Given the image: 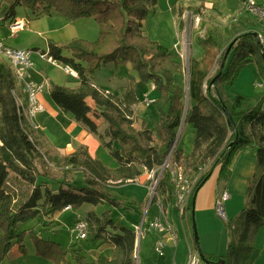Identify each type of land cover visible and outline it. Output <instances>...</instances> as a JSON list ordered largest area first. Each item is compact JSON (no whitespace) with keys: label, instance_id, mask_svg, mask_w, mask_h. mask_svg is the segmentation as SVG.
Wrapping results in <instances>:
<instances>
[{"label":"trees","instance_id":"16d2710c","mask_svg":"<svg viewBox=\"0 0 264 264\" xmlns=\"http://www.w3.org/2000/svg\"><path fill=\"white\" fill-rule=\"evenodd\" d=\"M157 3L158 0H0L2 21L16 20L17 6L27 8L36 17L55 13L69 20H95L98 35L93 41L72 38L57 44L49 40L47 50L41 53L70 65L78 73L71 85L50 83L49 96L57 108L70 114L88 132L96 133L97 124L89 117L92 107L86 102L90 97L98 108L96 114L107 126L109 141L103 145L111 149L112 142L118 144L110 152L117 162L114 169L92 158L86 146L57 159L72 167L59 177L39 169V135L18 114L11 92L14 77L0 61V261L13 248L25 254L28 236L38 257L55 264L67 261V249L38 236L34 226L22 228L23 224L36 220L37 224L51 226L53 216L66 205L72 209L83 204L133 209L135 201L110 189L107 180L134 179L143 169L157 172L182 122L193 126L192 150L185 154L181 147H174L171 162L196 179L192 195L216 167L217 181L226 180L242 148L255 150V168L248 180L244 205L228 220L229 241L222 264H245L251 255L256 234L264 226V92L246 96L234 91L233 83L238 71L248 63H255L264 74V44L258 37L263 34L247 19L230 24L225 32L206 29L197 39L201 57L189 61L186 89L176 82L183 73L176 54L145 33L144 23ZM108 63L128 64L139 81L154 85L151 96L158 113L154 132L159 142L143 123L141 127L134 126L137 96L133 84L123 86L125 92L119 95L103 90L89 78ZM79 168L86 173L83 184L67 175ZM10 173L31 186L27 194H17V188L9 181ZM39 178L48 179L51 186L37 183ZM155 191L151 203L160 198L163 206L174 204L175 186L168 167L161 171ZM83 219L88 223L86 244H112L116 255L86 261L82 247L76 243L71 249L76 264H136L135 230L116 225L107 209L100 214L88 211ZM203 256L212 263L218 261L217 257Z\"/></svg>","mask_w":264,"mask_h":264},{"label":"rangeland","instance_id":"374dc122","mask_svg":"<svg viewBox=\"0 0 264 264\" xmlns=\"http://www.w3.org/2000/svg\"><path fill=\"white\" fill-rule=\"evenodd\" d=\"M254 1L258 3L261 0H254ZM182 11L183 10H181V13L178 14V18H177V25L179 26V22L181 23V25L178 27L179 32L177 35H175V30L170 25L168 19L165 20V18H162V27L165 26L167 27L166 33L163 32L164 34L163 36L167 34L166 37H168L167 40L165 39L166 37L164 38V41L167 42V45H169L168 41L172 40L171 43L172 45L173 42L179 40L177 47L174 48V53L176 54L177 59L182 63L183 73L176 77V82L187 89L188 76H189L188 75L189 61L192 58L194 59V57L201 56L202 54V48L198 45L197 39L199 38V36H201L204 33L205 27L201 25V22H199L197 28L187 29L185 27V20H184V13L186 11L183 12ZM255 16L258 17L257 15ZM15 19L23 21L25 23V26L17 30L15 34L10 35L9 24L14 19L5 20V21H2V19H0V39H2L10 47L31 50L30 57L33 65L29 71V77L31 76L32 72H35V77H37V79H39L40 81H44L45 83V88H44L45 90L41 94L40 100L46 109L44 115L48 117L47 118L48 121L46 122L47 124L46 130H49L47 137L48 142L39 131L34 129L36 133L39 135L40 148L38 149L42 154V158H41L42 160L40 161V165L37 164L39 169L47 170L49 172V175L55 177H59L60 175H62L64 173L63 171L72 170V167L66 165L65 163H61L59 160H57L60 157L70 153H64L62 152L63 149L58 150L57 147L55 149L48 148V145L49 146L50 145L53 146L54 144L59 145L57 143V139L60 141V139H62V136L65 135H68L70 136V138H73L71 142L72 146H76L78 142L86 143L88 146H90V150L93 154H96V152H98V155L100 152L104 154L102 156V158H104L103 162H108V160L115 161L114 158L108 154V151L112 150V148H117L118 144L116 142H112L113 147L111 146V149L106 148L103 145L105 142L109 141V137L106 132L107 126L106 123L96 114L98 108L95 107V105L91 106L92 110L89 113V117L92 120H94L95 123L97 124V132L91 133L88 132L83 125L76 123L70 114L62 113L57 108V106L52 102L49 96V87H48L47 79L53 82L54 84H60V85L61 84L71 85L74 82V80H76V78H73L65 73L64 69L62 68L60 63H58V61L56 63H50L47 60V56L45 54L43 58L40 57L41 51L47 50V42H48L47 40L48 38H50V34L48 31H46V29L52 23V17H49L47 15H40L36 17L27 8L23 6H17L15 8ZM80 19L81 20L77 19L78 21L77 20L75 21L73 20V21L75 22V27L77 31L83 32L85 34L82 33H78V34L82 36H86L88 38H92L90 41H93L98 35L97 23L92 18H86V19L80 18ZM156 23L157 22L155 18L153 19L151 17H148L146 19L144 23V29L147 35L148 33L152 34L150 33L152 32L151 28H153L156 25ZM225 29L226 27L222 25V28L220 30L223 32ZM261 42H263L264 44V39ZM89 78L93 83L98 85L103 90H109L113 93L114 92L120 93V90L122 89L123 85L128 81L129 83L127 86H132L133 84L136 87V92L138 95L137 102L135 104V107L136 105L138 107L136 108L137 110L134 109V115H133L135 122L134 126L141 127L143 123L147 128H149L152 131L153 137L156 140V142H159L154 132L155 124L158 120V113L154 107V102L147 104L146 102L142 101L144 97V93H148L150 91H151L150 93H152L153 91L151 89L152 83H144L139 81L137 79L135 71L131 70L130 66H126L123 64L115 65L113 63H108L106 65H103L100 69L96 70L92 75H89ZM134 78L136 79V81H138L137 83L132 82ZM258 84H262V86L260 87L258 86ZM233 90L242 93L246 96H253L257 93L264 92V74L260 72L259 67L255 63L246 64L238 71L237 76L234 79ZM57 109L60 111L62 116L60 114L56 115V113L53 112L54 110ZM63 116H65V118L67 117V119H70L71 122L70 123L67 122L63 118ZM38 119L36 118V120ZM177 132H178V139L175 143V147H181L182 151L185 154L189 153L192 150L193 141H194V132H193L192 124L189 122H184V123L182 122V124L178 127ZM45 146L47 148H45ZM80 146H85V145H80ZM53 157L55 160L51 159ZM92 158L98 159L96 157H92ZM171 161L172 160L170 154L168 162L172 163ZM103 162L101 161L102 164ZM109 169H114V168H109ZM163 169L164 168L161 165L157 169V172L153 170V173L151 174L150 178L147 180V184L149 185L148 191L150 193V203L152 197L156 194L155 191L156 187L154 188L153 185L155 184L157 178L159 177ZM67 175L77 184H83L84 179L86 177V173L81 168L75 169L71 173H67ZM11 177L13 179L11 178L10 182L17 188V194L19 196L27 194L31 186L27 185V183L20 181L13 174L11 175ZM115 180L117 179L111 178L107 180V186L112 190H114L113 188L115 186L124 185L119 188L121 190L123 188H126L127 185L129 186L131 184V183L123 184V182L114 183ZM44 181H48V182H44ZM37 183H42V184L48 183V185L51 186V183L46 178H39L37 180ZM122 195H126L131 200H134L132 195H128V194H122ZM148 202H149V198L144 199L140 209H138V212H132L122 209L123 211L125 210L124 215L121 214L120 208L110 207L111 208L110 214L113 219H123L122 224H126V225L135 224V226L142 228L141 235L139 236L140 239L139 248H138L139 257L137 254V250H135V257L137 256L136 264H174L173 263V259H175L174 250L177 253V257H176L177 261L183 260L185 256L188 255V252L191 250H195V252H197V254L199 255L197 246L192 236L193 223L195 225L196 233L198 237V246L200 252L203 255L205 254L209 256H214L217 257L218 260H221L226 255L227 245L229 241L228 219L223 220L217 214H215L216 215L215 220L208 221L207 223H205V225H202L200 224V221L196 219V216L193 213V221H189L187 224L188 227L187 229H185V226H181V224L179 223L176 209L170 214V215L174 214L175 216L172 217H170L169 215L168 216L173 221L172 225L175 230V236H176L175 242L177 243V248H175L174 246V244L176 243L165 242L162 250L163 254L157 255L152 249L151 242L153 239H156L158 237V233L155 230H153L151 227H149V221L153 219L155 215H159L160 210L157 208V206L154 203L152 205H149ZM188 203L189 200H187L186 202L185 211L188 209ZM88 207L89 204H83L78 209L66 210L65 212L62 213L60 212L56 220L53 222V225L51 226L50 225L42 226L40 224H37L36 220H29L25 224H23L22 228L34 226L35 232L38 236H41L43 238H49L52 241L58 242L60 244L61 249L68 250L66 254V258L68 257V259H71L69 248H71V246L76 243L77 245H82L83 243L86 245L85 242L86 240L78 241L77 239H75L73 235L70 233L69 227L73 223L75 218L79 215L78 213L80 214L83 213V210H85ZM105 207L107 206L106 205H103L101 207L97 206L95 207V211L99 212L101 209ZM80 217L83 216L80 215ZM159 218L161 220H164L162 216H160ZM143 222H145V226L142 225ZM255 241H254L255 248L251 252V255L248 257V259L245 261V263L247 264H254V258L256 256V251L258 250ZM25 245L26 247H29V249H32L34 247L33 240L30 236L26 237ZM87 249L88 248H84L83 250L84 252L83 254L88 256L87 261L91 260L90 258L93 256V254L97 255L99 253V250L95 248H92L90 253L89 250L87 251ZM261 254L262 256L258 260V264H263L262 258L264 255V250H262ZM46 261L55 264L54 261H50V260H46ZM67 263L76 264L75 261H71V262L65 261L62 264H67Z\"/></svg>","mask_w":264,"mask_h":264},{"label":"crops","instance_id":"0c3cea01","mask_svg":"<svg viewBox=\"0 0 264 264\" xmlns=\"http://www.w3.org/2000/svg\"><path fill=\"white\" fill-rule=\"evenodd\" d=\"M258 4L264 5V0H261L260 2H258ZM181 10L193 11L196 14H198L201 20L200 21L201 25L205 27V30L210 29V28H217L219 31H221L220 29L222 28V25H223L226 27V29L223 31L225 32L229 28L230 24L236 23L239 19H247L248 21H250L251 23L255 25L256 30H258L260 33L263 34V39H264V24L262 23L260 19H258V17H256L255 15H252L244 7L243 0H236V1L235 0H158V3L152 15L150 16L153 19L155 18L157 23L153 28H151L152 32L150 33L152 34L148 33V36L150 35V38L168 47L173 52H174V48L177 47L179 40H176L175 42H173L172 45H171L172 40L168 41L169 45H167V42L164 41V38L167 36V34L163 36L164 35L163 32L166 33L167 27L166 26L162 27V18H165V20L168 19L170 25L175 30V35H177L179 32V28H178L179 26L177 25L178 11H181ZM47 16L52 17V23L46 29V31H48L50 34V38H48L47 41L51 40L57 44H62V43L68 42L72 38H82L86 40L92 39V38H88L86 36H82L78 34V33H82V34H85V33L77 31L75 27V22H74L75 20L74 21L69 20L64 16L58 15L55 13H52ZM78 20H81V19H78ZM24 26H25V23H24ZM203 35L204 33L199 37H202ZM165 39L167 40L168 37H166ZM200 57L201 56L194 57V59H199ZM126 66H129V65L126 64ZM31 76H30L31 79L40 81L39 79H37V77H35V72H32ZM47 81H48V87H49L50 83H53V82H51L48 79ZM132 82L137 83L138 81H136V79L134 78ZM128 83L129 81L125 83L124 85L126 86L128 85ZM258 86L261 87L262 84H258ZM106 91L111 92L109 90H106ZM124 92H125V88L123 87L120 90V93L118 94L122 95ZM135 93H136V96H138L136 92V87H135ZM86 102L90 106H94L93 100L90 97L86 98ZM137 107H138L137 105L136 107L134 106V109L137 110L136 109ZM45 112L46 111L36 115L33 120H34L35 125L37 126L36 130L39 131L47 141L49 130H46V126H47L46 122L48 121L47 120L48 117L44 115ZM53 112H55L56 115L60 114L62 116V114L60 113L58 109L54 110ZM36 118L37 119L39 118V119L36 120ZM63 118L67 122L69 123L71 122L70 119H67V117L65 118V116H63ZM72 139L73 138H70V136L68 135L62 136V139H60V141L57 139V143L59 145H55V144L53 146L48 145V148L55 149L57 147L58 150L63 149L62 152L64 153H71L76 148H78L80 145H85L88 149V152L90 153L92 157H96L103 162V159H104L102 158V156L104 155L103 153L100 152L98 155V152H96V154H93L90 150V146H88L86 143H83V142H78L76 146H72L71 144ZM111 146L113 147V145ZM45 148L47 147L45 146ZM112 149H115V148H112ZM110 152L111 150L108 151L109 155H110ZM255 162H256L255 150L247 146V147L242 148L241 151L238 153V155L234 158L232 165H231V174L226 180L217 181L218 168L216 167L211 173L210 177L204 182V184H202V186H200V188L195 192V194L194 195L190 194V196L188 197V200H189L188 209L184 212L183 216L180 218L177 214V217L179 219V223L181 224V226H185V229H187L188 222L192 221L191 220L193 216L192 211L195 214L196 219L200 221V224L202 225H205V223H207L208 221L215 220L216 213L214 210V198L216 194L221 192L222 190H226L230 195L229 198L224 203V209H225L227 219L229 220L233 218L234 216H236V214L239 212V210L244 205L245 191L247 188L248 180L254 171ZM103 164L109 168H115L117 166V162L112 161V160H108V162H103ZM152 173H153V170L148 171L146 169H143L141 173L136 177L137 181L135 183H131L129 186L127 185L126 188H123L121 190L119 188L124 185L115 186L117 189L115 187L113 189L116 191H119L122 194H128V195L133 196L134 200L132 201H135V204L133 206V209H130L128 211L138 212V209H140L141 204L143 203V200L146 198H149V202H148L149 205H152L154 203L161 213V215L159 213V215H155L153 218L162 216L164 220H168L171 223H173V221L169 218V216L170 217L175 216L174 214L170 215L171 212H173L176 209L174 204L167 203L163 206L160 198L150 203V193L148 191L149 185L147 184V180L150 178ZM11 175L12 174L10 173L9 181L12 178ZM100 205L101 206L106 205L107 207L101 209L99 212L95 211V207L97 206L101 207ZM110 207L112 206H109L107 204H98L95 206L89 205L88 208L83 210V213L81 214L78 213L79 214L78 216L80 215L83 216L88 211H91V210L94 211L96 214H100L103 210L107 209L111 213ZM120 209H121V214L124 215L125 210L123 211L122 208ZM65 211L66 210H62L60 212L62 213ZM60 212H57L51 219L52 225ZM114 220H115L116 225H122V226L135 230V227H136L135 224L126 225V224H122L123 219H114ZM154 240L155 239H153L151 242L152 245H153ZM255 240H256L255 244L258 250L256 251V256L254 258V264H258V260L262 256L261 252L262 250H264V226H262L258 230ZM166 243H174V242L172 240H167ZM78 246L82 247V251H81L82 253H84L83 252L84 248H88L87 251L89 250V253L91 252L92 248L99 250V253L97 255L93 254V256L90 258L91 259L90 261L96 260L99 256H102V255H106L110 258H113L116 255L115 247L112 244H102V245L95 246L93 243L86 244V245L83 243L82 245H78ZM174 246L175 248H177V243L174 244ZM26 248H27V252L25 254H21L17 250V248H13L8 254V256L4 260L0 261V264H53V263H50L49 261H46L38 257L35 253L34 247L32 249H29V247H26ZM72 248H73L72 246L71 248H69L71 259H68L67 257L66 258L67 262L74 261L72 259L73 258V252L71 251ZM137 254L139 257V249H137ZM174 255H175V259H173L174 264H186L187 256H185L183 260L177 261L176 260L177 253L175 250H174ZM84 257H85V260L87 261L88 256L84 255ZM262 263L264 264V255L262 258Z\"/></svg>","mask_w":264,"mask_h":264},{"label":"built area","instance_id":"2783aa9c","mask_svg":"<svg viewBox=\"0 0 264 264\" xmlns=\"http://www.w3.org/2000/svg\"><path fill=\"white\" fill-rule=\"evenodd\" d=\"M243 5L252 15H257L264 24L263 4H258L254 0H243ZM184 20L185 27L187 29H195L199 25L200 17L195 12L186 11L184 13ZM23 27V21L13 20L9 24V34L13 35L17 32V30ZM258 37L261 41H263V37L261 34H259ZM30 56L31 50L10 47L2 39H0V61L5 63L9 67L15 81V85L11 92L14 97L17 112L21 117L28 121L31 128L36 129L37 126L35 125L33 119L36 115L45 111V107L40 100V96L45 90V83L44 81H36L29 77V71L33 65ZM40 57L43 58L44 54L41 53ZM47 60L50 63L57 62L48 57ZM58 63H60L67 75L73 78L78 77V73L73 67L67 64H63L61 62ZM151 89H154L153 84H151ZM142 101L148 104L154 102V99L148 92L144 93ZM177 139L174 140L171 149L163 163L164 167H168L171 172L176 194L174 205L176 207L178 216L181 218L185 212V206L188 197L190 196V194H192V188L196 179H191L190 176L184 171V169L180 165H172V163L168 162L169 156L173 148L175 147ZM158 178L155 184L153 185L154 188L156 187ZM135 181H137L135 178L126 180L117 179L114 181V183L123 182L124 184L133 183ZM229 196L230 195L226 190H222L221 192L217 193L214 198V210L216 214L223 220H227L224 209V203L229 198ZM71 209L72 208L70 205H66L64 207V210ZM149 227H151L158 233V237L153 242L152 249L157 255H162L164 243L167 240H172L174 243L176 241L174 227L170 221L161 220L159 217H155L150 220ZM69 231L73 235V237L78 241L85 240L88 233V223L85 219H83V217L78 216L69 227ZM141 231V227H135V232H137L139 236L141 235ZM186 264H204V262L201 260L200 256L197 254V252H195V250H191L188 252Z\"/></svg>","mask_w":264,"mask_h":264},{"label":"water","instance_id":"95a60500","mask_svg":"<svg viewBox=\"0 0 264 264\" xmlns=\"http://www.w3.org/2000/svg\"><path fill=\"white\" fill-rule=\"evenodd\" d=\"M187 86H188V83H187ZM177 137H178V132H177L175 140L177 139ZM163 167H164V163H163ZM192 215H193V211H192ZM192 221H193V216H192ZM192 226H193L192 232H193L194 242H195V244L197 246V250L199 252V256H200L201 260L204 262V264H222L223 263L222 259L218 260L215 263H212L208 259L204 258L203 254L200 252V249H199V246H198V237H197L196 228H195L194 223L192 224ZM139 240H140L139 239V235L137 234L136 235V250L138 249V246H139Z\"/></svg>","mask_w":264,"mask_h":264}]
</instances>
